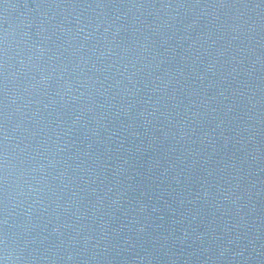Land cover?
<instances>
[{"label":"water","instance_id":"95a60500","mask_svg":"<svg viewBox=\"0 0 264 264\" xmlns=\"http://www.w3.org/2000/svg\"><path fill=\"white\" fill-rule=\"evenodd\" d=\"M0 264H264V0H0Z\"/></svg>","mask_w":264,"mask_h":264}]
</instances>
